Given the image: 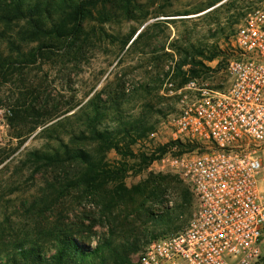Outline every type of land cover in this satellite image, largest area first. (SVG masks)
Wrapping results in <instances>:
<instances>
[{"label":"rangeland","instance_id":"obj_1","mask_svg":"<svg viewBox=\"0 0 264 264\" xmlns=\"http://www.w3.org/2000/svg\"><path fill=\"white\" fill-rule=\"evenodd\" d=\"M260 2L111 0L84 22L76 42L45 40V47L27 37L26 19L0 23V259L18 241L47 250L58 229H82L92 245L109 228L116 239L137 234L140 251L179 231L194 202L184 177L160 162L169 147L163 153L159 148L171 141L168 120L177 109V99L162 85L180 80L196 59L209 68L199 82L225 86L229 38ZM49 17L48 24L59 16ZM96 105L105 106L101 126L113 130L116 149L100 150L99 140L90 138L86 114ZM63 144L89 151L118 175L104 174L87 185L77 181L82 164H38L28 156ZM151 180L168 182L161 194L134 195L132 213L124 208L126 199L111 200L116 191H141ZM161 212L168 215L159 221ZM124 215L130 225L120 228ZM260 247L253 264H264V230Z\"/></svg>","mask_w":264,"mask_h":264},{"label":"built area","instance_id":"obj_2","mask_svg":"<svg viewBox=\"0 0 264 264\" xmlns=\"http://www.w3.org/2000/svg\"><path fill=\"white\" fill-rule=\"evenodd\" d=\"M228 51L225 86L169 78L162 85L177 109L160 162L184 177L194 207L179 231L148 243L131 264H253L261 255L264 0L246 12Z\"/></svg>","mask_w":264,"mask_h":264},{"label":"trees","instance_id":"obj_3","mask_svg":"<svg viewBox=\"0 0 264 264\" xmlns=\"http://www.w3.org/2000/svg\"><path fill=\"white\" fill-rule=\"evenodd\" d=\"M111 5V0H0V23H10L14 20L26 19L29 28L24 32L32 41H39V45L44 44L45 40H59L73 37V43L79 38L82 32L83 24L91 19L94 12H101ZM49 13H57L58 18L48 24ZM13 47V42H10ZM42 46L37 47L39 49ZM45 47V46H44ZM181 65H178L180 67ZM177 67V69H178ZM179 70V69H178ZM209 68L201 60H191L188 68L182 72L180 80H173L177 86L182 85L189 79H197L202 73ZM173 79H176L173 77ZM105 106H95L93 111L86 114V125L91 132L90 138L98 139L100 142L99 149H116L118 143L114 140L113 130L101 124L105 117ZM121 121V120H120ZM128 128H139L131 126L127 121L122 122ZM151 130V129H150ZM78 139H87L86 136H77ZM167 144L162 145L159 150L165 152ZM181 149L184 147L181 145ZM191 149L192 146H187ZM33 163L52 165L64 161H74L85 166L84 170L79 172L78 182L93 184L105 174V176L116 177L118 171L116 168H102L98 159L92 153L80 147H71L68 144L61 145V149L55 148L52 151H32L28 153ZM168 181L157 182L155 180L147 181L144 188L133 190L116 191L111 195V200L126 199L125 209H131L135 203V196L159 193L163 183ZM125 203V202H124ZM129 206V207H128ZM128 215V213H127ZM127 215L123 220L118 222L120 228L127 227L130 224L126 222ZM167 213L161 212L159 221ZM155 219V218H154ZM117 229V228H116ZM80 230V231H79ZM84 230L58 229L51 232L53 242L47 250H43L41 244L36 242L28 243L27 240L18 241L12 245L11 252L0 259V264H131L132 255L140 251L142 243L139 242V235H122L121 239L109 236L113 233L109 228V235L99 238L92 245L89 243L91 235L86 236L82 233ZM131 232V230L129 231ZM133 232V231H132ZM149 242V241H147ZM146 242V243H147Z\"/></svg>","mask_w":264,"mask_h":264}]
</instances>
